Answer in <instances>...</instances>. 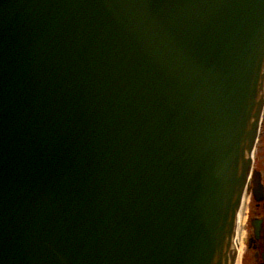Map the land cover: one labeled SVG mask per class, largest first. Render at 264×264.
Wrapping results in <instances>:
<instances>
[{
  "label": "water",
  "instance_id": "1",
  "mask_svg": "<svg viewBox=\"0 0 264 264\" xmlns=\"http://www.w3.org/2000/svg\"><path fill=\"white\" fill-rule=\"evenodd\" d=\"M263 104L264 0H0V264H233Z\"/></svg>",
  "mask_w": 264,
  "mask_h": 264
},
{
  "label": "flooded vegetation",
  "instance_id": "2",
  "mask_svg": "<svg viewBox=\"0 0 264 264\" xmlns=\"http://www.w3.org/2000/svg\"><path fill=\"white\" fill-rule=\"evenodd\" d=\"M250 217L255 219V226L251 223L247 226L245 251L240 264H264V201L252 202Z\"/></svg>",
  "mask_w": 264,
  "mask_h": 264
},
{
  "label": "rangeland",
  "instance_id": "3",
  "mask_svg": "<svg viewBox=\"0 0 264 264\" xmlns=\"http://www.w3.org/2000/svg\"><path fill=\"white\" fill-rule=\"evenodd\" d=\"M254 156H255V161H254L253 166L256 170H259L262 173V183H264V126H263V134L258 142V146H257ZM248 195L249 196L246 198V202H245L244 210H243L244 211L243 217L245 218V223L242 225V229L239 232V237H241L242 235L243 237L247 235V223H249V220H250L251 204L252 202H254L250 193ZM240 248L241 250L239 253L240 257H239L238 262L240 261V258L245 251V247L243 245Z\"/></svg>",
  "mask_w": 264,
  "mask_h": 264
},
{
  "label": "bare ground",
  "instance_id": "4",
  "mask_svg": "<svg viewBox=\"0 0 264 264\" xmlns=\"http://www.w3.org/2000/svg\"><path fill=\"white\" fill-rule=\"evenodd\" d=\"M246 198H247V194H245L244 200H243V204H242L241 208L239 209V215H238V221H237V227H236V231L238 233L242 229V225L245 223V218L243 217V212H244L243 210H244V205H245V202H246ZM237 240H238V243L240 244V247H242L241 239H239L238 236H237ZM240 250H241V248H240Z\"/></svg>",
  "mask_w": 264,
  "mask_h": 264
}]
</instances>
